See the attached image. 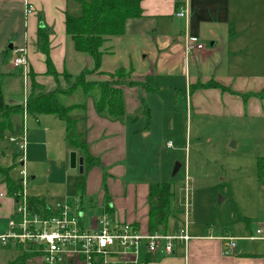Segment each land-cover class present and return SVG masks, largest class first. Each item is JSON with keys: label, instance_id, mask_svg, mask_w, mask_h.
Instances as JSON below:
<instances>
[{"label": "crops", "instance_id": "0c3cea01", "mask_svg": "<svg viewBox=\"0 0 264 264\" xmlns=\"http://www.w3.org/2000/svg\"><path fill=\"white\" fill-rule=\"evenodd\" d=\"M27 1L32 13L25 17L24 0H0V80L14 79L19 71L18 76L24 84L23 101L9 99L8 104H23L31 93L60 91L62 94L57 98L63 106H82L74 108L70 117L76 121L75 131L80 140L100 162V166L85 174L83 170L79 172L84 180L81 199L77 189L80 181L75 185L73 202L79 203L83 221L105 212L104 180L109 196L107 214L111 221L131 224L142 233L150 232L147 225L149 185L158 183L148 172H143L141 166L129 170L127 161L129 147L132 149L135 139L147 140L151 135L147 124V116L151 123L149 109L144 99L146 94L159 90L156 81L161 74L168 78L167 84H176L177 78L183 80L184 100L187 104L192 102L199 114L261 122V137L256 142L259 150L251 157L254 167L256 159L264 158V0H141V17L128 20L123 35L106 39L101 47L99 71L85 77L87 82L103 83L109 81V74L117 69L132 71L129 82L135 85L115 86L123 98L124 116L119 120L99 115L94 99L78 95V89L71 95L63 93L83 70L93 69L92 58L77 52L65 32L66 16L80 15L78 0ZM181 11L184 17H175ZM39 29L47 35L48 57L53 69L59 75L67 72L71 76L69 81L59 77L62 80L56 82L46 75V57L38 48ZM188 37L197 38L203 49L187 54ZM22 48L27 54V71L35 75L34 88L29 77L24 82L22 69H12L7 62ZM25 127L26 158L30 157V164L38 168L30 173V180L43 173L48 180V191L51 183H65L64 158L75 154L74 170L79 168L78 160L82 156L66 144L63 122L51 115H27ZM136 152L140 156L144 150L136 148ZM128 173L139 176L132 178ZM240 189L246 195L247 207L240 219L246 220L244 224L239 222L234 232L221 235L188 233L191 240L186 246L176 245L173 255L158 253L153 258L144 255L142 258L147 259V264H264V187L258 183L256 171L254 183L250 181ZM0 194H3L0 196V218L6 216L8 222L14 213V200L1 184ZM28 196L43 198L46 204V195ZM84 199L90 202L88 215ZM91 206L101 210L100 215H94L95 209ZM7 222L0 224V234L5 232ZM258 230L260 234H256ZM225 237L237 239L231 255L224 254ZM250 237L257 239H247ZM26 254L30 253L19 245H0V262L7 260L10 264ZM25 264H43V260L34 255L27 258ZM61 264H68V261L63 260ZM69 264L83 262L75 259Z\"/></svg>", "mask_w": 264, "mask_h": 264}, {"label": "rangeland", "instance_id": "374dc122", "mask_svg": "<svg viewBox=\"0 0 264 264\" xmlns=\"http://www.w3.org/2000/svg\"><path fill=\"white\" fill-rule=\"evenodd\" d=\"M7 62L9 63V59ZM18 73L19 71H16L14 79L0 80L2 102L8 108L15 106L7 103L9 99L15 102L23 101L24 84ZM163 75L156 81V88L159 90L146 94L144 99V104L149 109L151 123L148 122V127L151 135L147 140L135 139L132 149L129 147L127 167L130 170L137 165L141 166L143 172H148L155 183L171 185V209L167 212V220L161 227L162 230L170 233L187 228L188 233L231 234L239 222L244 224L246 220L240 219L247 208L246 195L240 188L250 181H255L254 160L251 157L259 150L256 142L261 137L262 124L249 118L240 120L223 115L208 117L199 114L192 102L187 104L184 100L183 80L177 78L173 87L167 84L168 78H163ZM123 79V76L118 78L113 75L109 81H129ZM70 84L69 86H72V81ZM59 93L62 94L60 91ZM76 93L85 97L81 89ZM20 105L23 114L26 102L19 103ZM10 121L12 131L6 133L4 140H0V164L8 166L9 178L18 182L21 168L16 164L17 159L11 168V158L13 155L17 156L18 147L10 142L9 138L17 139L20 136L22 116L11 115ZM169 142L171 148H167ZM136 148L144 150V153L138 156ZM69 155L64 158L63 166L67 172L66 182L61 183L62 185L51 183L49 191L48 180L43 173L40 172L35 180H30V173L38 168L35 169L30 164V157L26 158L29 179L27 194L46 195V205L52 209L60 203H73L76 198L75 185L82 179L79 168L72 170ZM135 175L139 176L136 173H128L132 178ZM238 195L241 196L240 199ZM84 203L88 215L90 202L84 199ZM100 213L101 210H94V215ZM7 219L6 216L0 218V224L7 222ZM37 258L42 259L41 256ZM0 264H8V261Z\"/></svg>", "mask_w": 264, "mask_h": 264}, {"label": "built area", "instance_id": "2783aa9c", "mask_svg": "<svg viewBox=\"0 0 264 264\" xmlns=\"http://www.w3.org/2000/svg\"><path fill=\"white\" fill-rule=\"evenodd\" d=\"M31 13V5L24 0V16ZM175 17L183 18L184 12H177ZM202 49L203 45L197 38L186 39L187 54ZM9 64L12 69H22L24 82L27 81L28 60L24 48L14 52ZM26 116L24 105L20 136L17 139L9 138L18 147L16 164L21 168L18 181L20 189L14 196H10L14 200L15 209L5 232L0 234V245H19L26 252L41 256L43 264H61L63 260L69 264L75 259L83 264H147L143 255L148 259L158 253L171 256L176 245L186 246L191 240L187 228L171 233H142L131 224L111 221L105 212L85 222L77 201L60 203L55 209L46 204L33 209L29 205L27 194L29 179L26 171ZM167 148H171L170 142ZM256 234H260V231H256ZM236 240L231 237L223 238L225 255H231L235 251Z\"/></svg>", "mask_w": 264, "mask_h": 264}, {"label": "trees", "instance_id": "16d2710c", "mask_svg": "<svg viewBox=\"0 0 264 264\" xmlns=\"http://www.w3.org/2000/svg\"><path fill=\"white\" fill-rule=\"evenodd\" d=\"M141 0H78L80 5V15L78 17L66 16L65 32L70 37L74 49L79 53L89 55L93 60L92 70H83L72 81V86L64 94L71 95L76 89H81L85 97L94 99V106L97 113L107 119L119 120L124 116L123 98L120 89L115 86L126 84L135 85L124 79H129L130 70L123 68L117 69L109 77L123 76V83L106 81L103 83L87 82L86 75L99 71L101 63V47L108 37H118L123 35L125 24L128 20L138 19L141 17ZM38 48L46 57V75L53 77L57 82L59 77L69 81L71 76L67 72L58 74L53 69L51 61L48 57L47 35L40 29L37 33ZM34 74L29 70L27 77L31 80L32 87H36L34 82ZM213 87L214 84H209ZM59 91L47 94H29L26 99V113L29 116L51 115L63 122L65 126V142L74 150L80 152L83 159V173H87L89 169L100 166L97 158L90 155L87 146L80 140L75 131L76 121L70 117L71 111L82 106L66 107L63 106L57 98ZM21 105H15L11 108L6 107L2 102L0 91V140H4L6 133L12 131L10 121L11 115H22ZM147 114V112H145ZM148 124V116H147ZM16 156L13 157L11 168L15 165ZM8 166L0 164V184L6 187L7 194L14 196L20 189L18 182L12 181L8 176ZM256 179L258 183L264 187V158L256 159L255 163ZM104 191V210L105 213L109 209V196L105 181L103 180ZM84 180L77 184L78 195L83 196ZM173 198L171 185L168 183L150 184L148 192V231L166 233L161 227L165 224L167 212L170 211V201ZM43 198L29 197V205L35 209L43 205ZM34 254H26L10 264H25L27 258Z\"/></svg>", "mask_w": 264, "mask_h": 264}, {"label": "water", "instance_id": "95a60500", "mask_svg": "<svg viewBox=\"0 0 264 264\" xmlns=\"http://www.w3.org/2000/svg\"><path fill=\"white\" fill-rule=\"evenodd\" d=\"M75 154L74 153H72L71 155H70V166L72 167V168H75ZM82 163H83V160H82V158H79V160H78V165H79V172L80 173H82V170H83V168H82Z\"/></svg>", "mask_w": 264, "mask_h": 264}]
</instances>
